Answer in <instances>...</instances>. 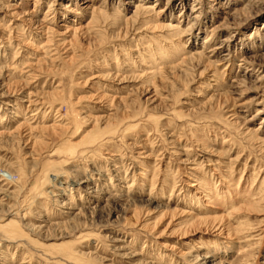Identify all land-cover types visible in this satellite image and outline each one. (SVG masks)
<instances>
[{"label":"rangeland","instance_id":"374dc122","mask_svg":"<svg viewBox=\"0 0 264 264\" xmlns=\"http://www.w3.org/2000/svg\"><path fill=\"white\" fill-rule=\"evenodd\" d=\"M0 264H264V0H0Z\"/></svg>","mask_w":264,"mask_h":264}]
</instances>
